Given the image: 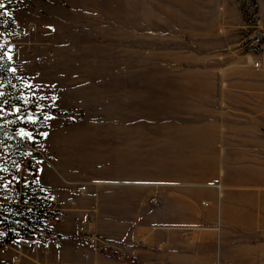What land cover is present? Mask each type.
<instances>
[{
    "label": "rangeland",
    "instance_id": "374dc122",
    "mask_svg": "<svg viewBox=\"0 0 264 264\" xmlns=\"http://www.w3.org/2000/svg\"><path fill=\"white\" fill-rule=\"evenodd\" d=\"M2 2L0 50L13 59L0 76V213L24 226L0 222V264H20L19 239L26 250H72L78 264L90 252L123 260L99 249L130 260L133 246L89 231L91 212L70 202L91 177L113 178L104 170L157 172L158 188L181 173L183 140L219 117L230 65L263 59L264 0ZM32 222L78 241L58 243Z\"/></svg>",
    "mask_w": 264,
    "mask_h": 264
},
{
    "label": "crops",
    "instance_id": "0c3cea01",
    "mask_svg": "<svg viewBox=\"0 0 264 264\" xmlns=\"http://www.w3.org/2000/svg\"><path fill=\"white\" fill-rule=\"evenodd\" d=\"M230 66L219 117L183 140L181 173L160 176L158 188L157 172L104 170L113 178L91 177L73 199L91 212L89 231L133 246L132 263L264 264V66ZM66 250H25L19 261L78 264ZM90 253V264H132Z\"/></svg>",
    "mask_w": 264,
    "mask_h": 264
},
{
    "label": "trees",
    "instance_id": "16d2710c",
    "mask_svg": "<svg viewBox=\"0 0 264 264\" xmlns=\"http://www.w3.org/2000/svg\"><path fill=\"white\" fill-rule=\"evenodd\" d=\"M0 52H3V50H0ZM11 68V64L8 61L7 58H5V56L3 58H0V76H7L9 75V71ZM6 222L8 224V226L15 228L16 225H20V226H24L23 223H19L17 222L15 219H10L5 217L2 213H0V222ZM31 231L34 232L33 229L29 228ZM46 237L55 239L58 242L64 243V242H69V241H78L75 238H63L61 236H52L49 233H41ZM100 252L104 253V254H108L109 252L112 251V253L117 256V257H121L125 262H130L129 258L126 257H122L120 253H118L117 251L111 250V249H99ZM134 264H139L138 262H134Z\"/></svg>",
    "mask_w": 264,
    "mask_h": 264
},
{
    "label": "built area",
    "instance_id": "2783aa9c",
    "mask_svg": "<svg viewBox=\"0 0 264 264\" xmlns=\"http://www.w3.org/2000/svg\"><path fill=\"white\" fill-rule=\"evenodd\" d=\"M257 43H261L262 42V45L264 43V34H262L261 37H259L257 40H256ZM41 62V61H40ZM264 66V62L263 61H256V62H253V67L256 68V69H260ZM10 189H13V190H17V187L16 185L12 184L10 186ZM56 198V196H53V199ZM71 205H74V202L71 201L70 202ZM57 218H59V220L63 221L64 220V217L63 216H58ZM20 221L19 223H24V221L22 220V218H20ZM30 228L34 230V233H42L41 232V229H42V225H36L34 222H32L30 224ZM59 243V242H58ZM16 251H17V256H15V260L16 261H19L21 256L23 255V251L26 250V248L29 246V243L26 242L24 239H19L17 244H16Z\"/></svg>",
    "mask_w": 264,
    "mask_h": 264
},
{
    "label": "snow or ice",
    "instance_id": "6c2138e0",
    "mask_svg": "<svg viewBox=\"0 0 264 264\" xmlns=\"http://www.w3.org/2000/svg\"><path fill=\"white\" fill-rule=\"evenodd\" d=\"M0 8H5V5H4V3L2 2V0H0ZM5 14H8V13H7V10H5ZM2 47H3V46H0V48H2ZM4 56H7V59H8V60H12V59H13V56H12L10 53L0 52V58H3ZM12 71L15 72L16 69H12ZM25 102L27 103L28 101L26 100ZM37 106L39 107V105H37ZM0 111H2V110H0ZM15 111L18 113V112L20 111V109L17 108V109H15ZM25 119H26L28 122H30V123H35V122H37V117H35V116H31V115H29V116H27ZM19 135H20L21 137H23L24 139H26V140H34V139H35L34 136H33V133L26 131L24 128H21V129H20V131H19ZM42 135H43V136H47L48 134L45 132V133H42ZM37 163H40V162H37ZM17 167H19V166H17ZM40 170L42 171V169H40Z\"/></svg>",
    "mask_w": 264,
    "mask_h": 264
},
{
    "label": "water",
    "instance_id": "95a60500",
    "mask_svg": "<svg viewBox=\"0 0 264 264\" xmlns=\"http://www.w3.org/2000/svg\"><path fill=\"white\" fill-rule=\"evenodd\" d=\"M10 50H13V47H12V45L10 46V48H9Z\"/></svg>",
    "mask_w": 264,
    "mask_h": 264
}]
</instances>
